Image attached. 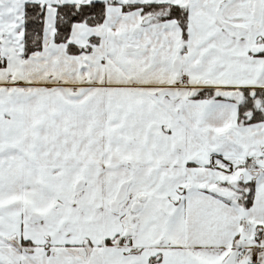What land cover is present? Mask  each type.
<instances>
[{
    "label": "snow or ice",
    "instance_id": "1",
    "mask_svg": "<svg viewBox=\"0 0 264 264\" xmlns=\"http://www.w3.org/2000/svg\"><path fill=\"white\" fill-rule=\"evenodd\" d=\"M0 264H264V0H0Z\"/></svg>",
    "mask_w": 264,
    "mask_h": 264
}]
</instances>
